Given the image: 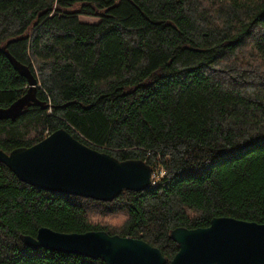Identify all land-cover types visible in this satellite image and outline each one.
Returning <instances> with one entry per match:
<instances>
[{"label": "trees", "instance_id": "1", "mask_svg": "<svg viewBox=\"0 0 264 264\" xmlns=\"http://www.w3.org/2000/svg\"><path fill=\"white\" fill-rule=\"evenodd\" d=\"M0 46L38 78L41 103L0 120V149L64 128L163 172L100 201L31 186L0 163V264H105L26 246L20 236L40 227L140 239L170 261L176 227L264 224V0H0ZM27 87L0 52V107Z\"/></svg>", "mask_w": 264, "mask_h": 264}, {"label": "water", "instance_id": "2", "mask_svg": "<svg viewBox=\"0 0 264 264\" xmlns=\"http://www.w3.org/2000/svg\"><path fill=\"white\" fill-rule=\"evenodd\" d=\"M0 52L28 84L23 95L0 107V120H15L27 107L41 106L36 98L40 85L29 67L17 61L6 46H0ZM0 163L31 186L100 201L152 184V168L145 161L119 160L84 144L64 128L28 147L9 152L0 149ZM170 237L178 251L167 261L158 248L143 240L105 231L66 233L40 227L35 236H20L33 249L82 255L105 264H264L263 223L215 217L206 227H176Z\"/></svg>", "mask_w": 264, "mask_h": 264}, {"label": "rangeland", "instance_id": "3", "mask_svg": "<svg viewBox=\"0 0 264 264\" xmlns=\"http://www.w3.org/2000/svg\"><path fill=\"white\" fill-rule=\"evenodd\" d=\"M78 19L81 21V22H87V23H95L98 21V18L94 17V16H89V15H79L78 16ZM155 174V181H157L159 178H160V170L157 169V170H154L153 172ZM152 184H153V181H152Z\"/></svg>", "mask_w": 264, "mask_h": 264}, {"label": "built area", "instance_id": "4", "mask_svg": "<svg viewBox=\"0 0 264 264\" xmlns=\"http://www.w3.org/2000/svg\"><path fill=\"white\" fill-rule=\"evenodd\" d=\"M156 174V173H155ZM155 174L154 173H152V181H153V184H155L156 183V181H155ZM163 175V172H162V170H160V177Z\"/></svg>", "mask_w": 264, "mask_h": 264}]
</instances>
